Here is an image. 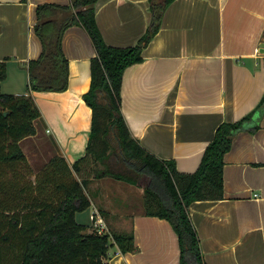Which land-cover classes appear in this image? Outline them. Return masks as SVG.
Here are the masks:
<instances>
[{
    "label": "crops",
    "instance_id": "0c3cea01",
    "mask_svg": "<svg viewBox=\"0 0 264 264\" xmlns=\"http://www.w3.org/2000/svg\"><path fill=\"white\" fill-rule=\"evenodd\" d=\"M43 3L71 4L0 0V61L7 58L1 90L6 81L14 86L7 80L13 67L26 73L25 89L15 94L27 91L26 65L42 51L34 28ZM95 3V20L110 46L136 44L150 25L148 0ZM162 19L143 61L122 74L120 110L128 130L152 154L191 173L220 123L252 113L223 157V199L193 201L189 216L205 264H264V0H174ZM61 40L67 89L30 91L41 117L34 122L36 134L19 142L34 175L54 156L71 166L85 155L91 132L83 94L90 87L93 44L79 25L67 28ZM38 136L46 144L42 161L26 149ZM88 179L90 213L98 210L109 232H132L135 240L136 250L126 253L112 241L106 264H179L177 235L168 221L145 214L142 188L95 172ZM82 223L92 230L90 217Z\"/></svg>",
    "mask_w": 264,
    "mask_h": 264
},
{
    "label": "trees",
    "instance_id": "16d2710c",
    "mask_svg": "<svg viewBox=\"0 0 264 264\" xmlns=\"http://www.w3.org/2000/svg\"><path fill=\"white\" fill-rule=\"evenodd\" d=\"M96 1L43 3L36 8L34 32L42 51L26 65L24 94L2 93L7 58L0 61V264H106L112 241L122 253L136 250L132 232L97 234L76 221V214L91 205L85 192L89 179L81 176L85 172L81 166L88 160L103 167L95 177L107 175L143 189L145 214L168 221L177 235L179 264H205L189 207L193 201L223 199V157L252 113L216 127L194 172H180L174 160L152 154L133 137L120 110L122 74L143 61V49L174 0H148L150 25L129 47H113L103 39L95 20ZM77 25L86 31L95 51L90 87L83 94L92 113L86 153L71 166L54 156L34 175L19 147L22 139L36 134L34 122L41 117L30 91L67 89L68 59L61 37Z\"/></svg>",
    "mask_w": 264,
    "mask_h": 264
},
{
    "label": "rangeland",
    "instance_id": "374dc122",
    "mask_svg": "<svg viewBox=\"0 0 264 264\" xmlns=\"http://www.w3.org/2000/svg\"><path fill=\"white\" fill-rule=\"evenodd\" d=\"M25 72L24 70H20V69H16V68H10L8 69V75H7V80L8 82L10 83L11 81L14 83V86L13 87H9L7 84V81L3 87V90H2V93H12V94H15V93H20L19 91H22L25 89L26 85L24 84L25 83ZM16 95V94H15ZM39 129V128H38ZM40 130V136L43 135V131L41 129ZM38 136L37 138H35L36 142H32L33 144L36 145V147L34 148V146H32L31 144H29L28 142L26 143V149H30L31 153L30 154V158H35L38 156V158L40 159V161H42V158H43V155H44V151L46 149V144L39 141V137ZM49 136H50V133H49ZM51 137V136H50ZM41 138H44L43 136ZM52 138V137H51ZM40 146L42 147L40 149ZM32 149H31V148ZM35 156V157H34ZM46 157H48V154H45ZM83 168L85 169V172L82 173V177H85V178H89V176H92L93 173L95 171H98L99 169H102V165L100 163H97V162H93L91 160H88L87 163L85 164V166H83ZM89 208L82 211V213H77L75 218H76V221H78L79 223H82V222H88V218H89ZM89 231H92L91 229ZM109 232V231H108ZM124 232V231H122Z\"/></svg>",
    "mask_w": 264,
    "mask_h": 264
},
{
    "label": "built area",
    "instance_id": "2783aa9c",
    "mask_svg": "<svg viewBox=\"0 0 264 264\" xmlns=\"http://www.w3.org/2000/svg\"><path fill=\"white\" fill-rule=\"evenodd\" d=\"M90 222L93 224L92 230L95 231L97 234L106 233L108 229L105 223L102 220L101 215L99 214L98 210L94 209L90 213Z\"/></svg>",
    "mask_w": 264,
    "mask_h": 264
},
{
    "label": "water",
    "instance_id": "95a60500",
    "mask_svg": "<svg viewBox=\"0 0 264 264\" xmlns=\"http://www.w3.org/2000/svg\"><path fill=\"white\" fill-rule=\"evenodd\" d=\"M263 35H264V33H263ZM259 52L261 53H264V38L262 39V42H261V44H260V47H259ZM5 115V114H4Z\"/></svg>",
    "mask_w": 264,
    "mask_h": 264
}]
</instances>
